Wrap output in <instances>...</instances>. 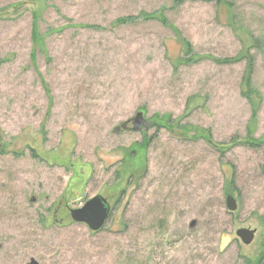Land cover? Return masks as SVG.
Wrapping results in <instances>:
<instances>
[{
	"label": "rangeland",
	"instance_id": "1",
	"mask_svg": "<svg viewBox=\"0 0 264 264\" xmlns=\"http://www.w3.org/2000/svg\"><path fill=\"white\" fill-rule=\"evenodd\" d=\"M32 258L264 264V0H0V264Z\"/></svg>",
	"mask_w": 264,
	"mask_h": 264
},
{
	"label": "water",
	"instance_id": "2",
	"mask_svg": "<svg viewBox=\"0 0 264 264\" xmlns=\"http://www.w3.org/2000/svg\"><path fill=\"white\" fill-rule=\"evenodd\" d=\"M140 117L142 118V112H136L132 119L133 127L131 130L143 131L151 125L147 121L143 123ZM123 123L124 122H122L121 124L123 125ZM225 205L229 212H234L237 208V202L235 198L230 194L225 197ZM109 211V205L106 200L100 195H95L87 199L81 207L70 209L69 216L73 222L84 223L89 230L98 231L106 222ZM193 224L194 222H192L190 225L192 226ZM255 232V229L241 227L236 229L235 235L243 244L248 245L253 241ZM26 264L39 263L34 258H32Z\"/></svg>",
	"mask_w": 264,
	"mask_h": 264
},
{
	"label": "trees",
	"instance_id": "3",
	"mask_svg": "<svg viewBox=\"0 0 264 264\" xmlns=\"http://www.w3.org/2000/svg\"><path fill=\"white\" fill-rule=\"evenodd\" d=\"M205 1H212V0H205ZM216 1L220 2V0H216ZM148 14L149 13H139L136 18L132 17V16H130V17L126 16L124 18H121L120 21H121V23H125V22H128V21L129 22H133V21H136L137 18H140V17L143 18L144 20L154 19L152 15H148ZM33 18L34 19H32L33 23H32V28H31V38H32V40H33L35 45L36 44L39 45V35H38V29H37V27H38L37 24L38 23H37V20L35 19L34 16H33ZM255 44H256V45H254L255 47L259 46L258 42H256ZM184 47H185V53L188 55L186 57L185 61H189V60H191V58H193V55H194L193 49H192V47H191L189 42H186ZM229 60L230 59H224L222 61H229ZM252 70H253V56H250V64H249L248 69H247L246 78H248V79L251 78ZM246 141L250 145H258L259 144V142H257V141L256 142H251L250 139H247ZM213 146L217 150H219V149L222 150L223 148H225V146L223 147V145H218V144H216V145L214 144Z\"/></svg>",
	"mask_w": 264,
	"mask_h": 264
},
{
	"label": "flooded vegetation",
	"instance_id": "4",
	"mask_svg": "<svg viewBox=\"0 0 264 264\" xmlns=\"http://www.w3.org/2000/svg\"><path fill=\"white\" fill-rule=\"evenodd\" d=\"M142 112V111H141ZM141 118V117H140ZM132 119H133V117H131V118H129V119H127L126 121H124V123H123V125L121 124L120 126H117V127H115V129H114V131H120V130H123V131H131V129H132V127H133V121H132ZM129 120V121H128ZM146 120L148 121V119L146 118V117H144L143 116V113H142V118H141V121L144 123V122H146ZM150 124H152V122L151 121H148ZM95 195H99V194H95ZM94 195V196H95ZM100 196H102V195H100ZM93 197V196H92ZM103 197V196H102ZM91 198V197H90ZM105 200H106V202L108 203V205H109V209H110V211H111V206H110V204H109V202H108V200L106 199V197H103ZM85 202V201H84ZM84 204V203H83ZM58 209V208H57ZM57 209H55V211H54V215H56V213H57ZM72 209V208H71ZM70 210V209H69ZM69 210H68V215H69ZM110 211H109V214H110ZM109 216V215H108ZM70 217V216H69ZM107 219H108V217H107ZM61 222V221H60ZM105 224V223H104ZM103 227V226H102ZM101 227V228H102ZM39 263V262H38ZM40 264V263H39Z\"/></svg>",
	"mask_w": 264,
	"mask_h": 264
}]
</instances>
